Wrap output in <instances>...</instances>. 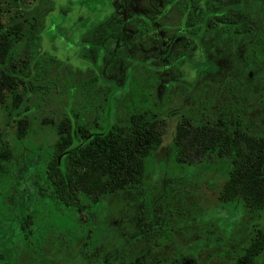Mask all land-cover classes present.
<instances>
[{
    "label": "rangeland",
    "instance_id": "1",
    "mask_svg": "<svg viewBox=\"0 0 264 264\" xmlns=\"http://www.w3.org/2000/svg\"><path fill=\"white\" fill-rule=\"evenodd\" d=\"M108 2L116 4L112 18L123 28L118 40L110 37L100 49L98 35L92 39L85 33V45L73 34V25L91 18L90 0H0L3 21L34 19L37 54L43 59L32 65L40 88L26 103L29 133L22 139L8 114L10 99L0 102V141L13 149L0 180V257L7 264H103L106 259L112 264H231L255 229L264 231V214L239 203L221 204L218 193L228 162L179 165L172 138L183 115L216 117L222 111L239 114L247 129L264 132V60L252 48L264 32V0H192L197 21L224 11L254 33L247 37L218 27L192 38L182 26L179 5ZM141 16L150 19L144 29L138 28ZM104 27L98 18L96 34ZM105 107L119 123L143 109L157 114L164 119L162 140L147 162L142 197L103 195L79 219L57 205L45 185L42 164L57 137L51 123L74 114L87 125L102 123ZM25 214L29 232L20 227ZM259 260L264 264V250Z\"/></svg>",
    "mask_w": 264,
    "mask_h": 264
},
{
    "label": "trees",
    "instance_id": "2",
    "mask_svg": "<svg viewBox=\"0 0 264 264\" xmlns=\"http://www.w3.org/2000/svg\"><path fill=\"white\" fill-rule=\"evenodd\" d=\"M184 21L196 30L192 35L218 27L223 28V33L232 31L247 37L254 34L248 24L224 11L200 21L195 19L193 10L192 14L187 11ZM90 24L94 23L87 26ZM35 28L34 19L31 22L13 16L3 21L0 11V102L10 99L8 114L15 118L19 139L29 133L26 103L40 88L39 73L32 69L34 63L41 65L43 61L37 54L40 37ZM252 48L263 61L264 32L256 37ZM107 110L105 107L102 123L95 120L87 125L76 114L51 123L57 137L46 150L42 164L45 185L56 204L65 211H74L79 219L84 209L103 195L120 192L131 201L142 197L147 162L161 144L164 119L157 114L143 109L131 112L125 122L119 123L112 122L111 109ZM172 149L179 165L201 159L227 161L229 167L218 193L219 202L239 203L264 214V132L247 129L239 114L222 111L216 117L206 113L183 115L175 127ZM12 157V147L2 139L0 180L7 175V163ZM29 224L30 215L25 214L20 227L29 232ZM263 250L264 231L256 228L248 245L237 252L231 264H263L259 260ZM4 258L0 257V264H7ZM103 264L112 262L106 259Z\"/></svg>",
    "mask_w": 264,
    "mask_h": 264
},
{
    "label": "flooded vegetation",
    "instance_id": "3",
    "mask_svg": "<svg viewBox=\"0 0 264 264\" xmlns=\"http://www.w3.org/2000/svg\"><path fill=\"white\" fill-rule=\"evenodd\" d=\"M93 3L94 8H92V10H88L89 13V17L91 16V18L88 19L87 17V21L85 20L82 24V20H79V22H77V25H73L74 27V32L76 35L80 36V38H78V41L81 40L82 36H84L85 33L86 36H91L92 39L94 38V34L95 36H97V39L95 40V42L98 44L99 48H106L105 46V41L108 40L110 37H114L117 39L119 38V36H117V32L121 33V29L123 28L120 25V21H119V25L117 24L118 21H113L112 17H115V12L117 11V6L116 4H109V0H90ZM168 2V4H176L179 5V7L181 8V12H182V26L184 29H186L188 36L190 38H192V36H194V34L192 35V31H194L195 33V29L192 30V26L188 27L186 25V22L184 21V15L186 14V12L188 11L189 13L192 14V0H166ZM69 3V2H67ZM97 3V4H96ZM89 4V3H87ZM86 4V6H87ZM71 5V3H70ZM73 5V4H72ZM74 6V5H73ZM62 10H65V7H63ZM207 16H211V15H207ZM98 18H103V21L105 22V27L104 29L100 30L97 34L95 32V26H96V22H98ZM141 25L138 24V28L139 29H144L146 27H148L150 25V19L147 16H141ZM94 23L93 25L90 24V27L87 26L89 23ZM112 22V23H111ZM206 29V28H205ZM203 29V31L205 30ZM142 31V30H141ZM140 31V32H141ZM202 31V32H203ZM73 32V34H74ZM139 33V32H138ZM140 34H146V32H141ZM80 39V40H79ZM113 40L114 44L113 46H115V44H117V40ZM82 41V40H81ZM83 42V41H82ZM80 43V42H78ZM85 44V42H83ZM81 44V43H80ZM108 44V43H107ZM86 45V44H85ZM92 45V42H91Z\"/></svg>",
    "mask_w": 264,
    "mask_h": 264
}]
</instances>
